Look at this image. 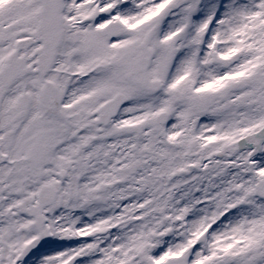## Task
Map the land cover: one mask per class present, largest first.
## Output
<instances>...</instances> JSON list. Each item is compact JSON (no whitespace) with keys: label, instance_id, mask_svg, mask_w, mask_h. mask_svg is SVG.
Segmentation results:
<instances>
[{"label":"snow or ice","instance_id":"obj_1","mask_svg":"<svg viewBox=\"0 0 264 264\" xmlns=\"http://www.w3.org/2000/svg\"><path fill=\"white\" fill-rule=\"evenodd\" d=\"M0 264H264V0H0Z\"/></svg>","mask_w":264,"mask_h":264}]
</instances>
